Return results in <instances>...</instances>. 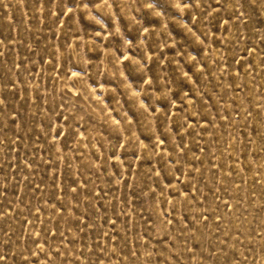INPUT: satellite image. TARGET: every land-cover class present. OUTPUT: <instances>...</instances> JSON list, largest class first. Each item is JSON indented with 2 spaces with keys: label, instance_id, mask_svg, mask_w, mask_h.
<instances>
[{
  "label": "rangeland",
  "instance_id": "1",
  "mask_svg": "<svg viewBox=\"0 0 264 264\" xmlns=\"http://www.w3.org/2000/svg\"><path fill=\"white\" fill-rule=\"evenodd\" d=\"M0 264H264V0H0Z\"/></svg>",
  "mask_w": 264,
  "mask_h": 264
}]
</instances>
